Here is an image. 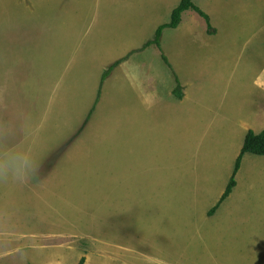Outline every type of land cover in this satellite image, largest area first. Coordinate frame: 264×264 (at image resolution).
Masks as SVG:
<instances>
[{
	"label": "rangeland",
	"instance_id": "rangeland-1",
	"mask_svg": "<svg viewBox=\"0 0 264 264\" xmlns=\"http://www.w3.org/2000/svg\"><path fill=\"white\" fill-rule=\"evenodd\" d=\"M180 2L0 0V239L51 237L95 264H264V155L210 214L264 130V0H198L213 33L188 10L141 50ZM11 155L31 159L23 179Z\"/></svg>",
	"mask_w": 264,
	"mask_h": 264
},
{
	"label": "trees",
	"instance_id": "trees-1",
	"mask_svg": "<svg viewBox=\"0 0 264 264\" xmlns=\"http://www.w3.org/2000/svg\"><path fill=\"white\" fill-rule=\"evenodd\" d=\"M196 1L198 0H181L179 5L173 10L172 16H171V21L165 24H162L158 27L156 33H155V38L153 40L148 41L141 50L147 49L150 46H157L159 49H162V38H163V33L166 29L172 28L176 29L180 26L183 20V14L188 11V10H195L197 13H199L203 18H205L208 28L210 30V33H213L215 30L212 27V22H211V17L208 13L203 11L200 7L196 5ZM134 53L132 51L129 53L127 56L124 58L116 61L113 63L108 69H106L102 75V80L100 84V89L96 98V101L93 105V108L91 109L88 120L90 117L93 115L94 111L97 108V105L100 101L101 94H102V89L104 86V83L106 79L112 74V72L116 69L117 66H119L122 62L128 60L131 55ZM163 58L165 62L169 65L170 68H172V65L169 61V58L163 54ZM173 69V68H172ZM175 80H176V87L174 89V95L178 99H182L184 96L183 92V85L181 82V79L178 75H175ZM246 153H252L256 155H264V130L261 132H255L254 130H249L245 136L244 144L241 150V153L239 154L236 162H235V167L233 174L230 178V181L227 185V188L223 195L221 196L219 202L214 206V208L210 211V214H213L215 211L219 209L221 204L232 194L234 188L237 186V174L242 166L243 158ZM85 259L83 258L80 262V264H84Z\"/></svg>",
	"mask_w": 264,
	"mask_h": 264
},
{
	"label": "crops",
	"instance_id": "crops-1",
	"mask_svg": "<svg viewBox=\"0 0 264 264\" xmlns=\"http://www.w3.org/2000/svg\"><path fill=\"white\" fill-rule=\"evenodd\" d=\"M20 237L22 239L14 237L0 239V264L13 263L15 261L14 258L21 253L24 254L26 250L54 251L50 253L51 257H47L46 253H41L38 257H30V260H28L26 264H66V260L72 264H80L81 260L83 258L85 259L83 256L84 254H80V248L78 246L65 243L54 244V241L50 239L51 237L46 236H33V239L30 240L25 236ZM72 251H79L76 255V259L72 256ZM36 255H38V253ZM25 257L28 256L25 255ZM86 257L84 264H95L91 256H87L86 254ZM25 261H27V259Z\"/></svg>",
	"mask_w": 264,
	"mask_h": 264
},
{
	"label": "clouds",
	"instance_id": "clouds-1",
	"mask_svg": "<svg viewBox=\"0 0 264 264\" xmlns=\"http://www.w3.org/2000/svg\"><path fill=\"white\" fill-rule=\"evenodd\" d=\"M31 159L25 156L11 155L7 158L4 171L9 173L14 179H23L31 170Z\"/></svg>",
	"mask_w": 264,
	"mask_h": 264
}]
</instances>
